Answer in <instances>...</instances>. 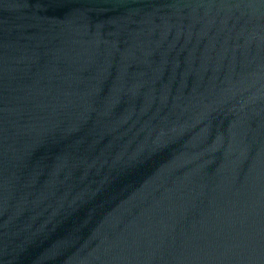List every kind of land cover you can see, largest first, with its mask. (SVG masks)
Returning a JSON list of instances; mask_svg holds the SVG:
<instances>
[{
	"label": "water",
	"instance_id": "obj_1",
	"mask_svg": "<svg viewBox=\"0 0 264 264\" xmlns=\"http://www.w3.org/2000/svg\"><path fill=\"white\" fill-rule=\"evenodd\" d=\"M0 264H264V0H0Z\"/></svg>",
	"mask_w": 264,
	"mask_h": 264
}]
</instances>
